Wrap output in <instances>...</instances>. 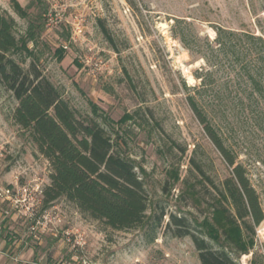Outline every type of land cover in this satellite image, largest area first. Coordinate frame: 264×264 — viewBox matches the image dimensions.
Instances as JSON below:
<instances>
[{"label": "rangeland", "instance_id": "1", "mask_svg": "<svg viewBox=\"0 0 264 264\" xmlns=\"http://www.w3.org/2000/svg\"><path fill=\"white\" fill-rule=\"evenodd\" d=\"M132 1L0 0L20 36L31 23L38 29L45 22L14 57L26 68L35 60L80 119L93 118L107 130L149 197L144 223L124 230L88 217L65 197L45 207L50 162L14 122L18 100L0 81V188L35 189L21 211L0 199V264L200 263L191 237L174 236L168 223L172 214L193 227L211 217L232 172L188 102L195 91L186 85L200 84L197 73L214 68L205 52L218 67L214 89L204 96L220 97L226 119L217 125L264 211V105L251 104L234 79L237 56L215 42L218 27L264 36V0ZM20 7H27L25 15ZM177 19V30L199 43L201 53L175 34ZM255 230V248L240 258L243 264H264V220Z\"/></svg>", "mask_w": 264, "mask_h": 264}, {"label": "trees", "instance_id": "2", "mask_svg": "<svg viewBox=\"0 0 264 264\" xmlns=\"http://www.w3.org/2000/svg\"><path fill=\"white\" fill-rule=\"evenodd\" d=\"M26 12L27 7L19 8L21 15ZM181 22L177 19L175 34L185 47L201 53L199 43L177 30ZM17 26L12 14L0 10V81L18 100L13 112L14 122L50 162L51 182L43 191L44 206L65 197L82 213L113 229L141 225L147 218L149 197L134 163L117 151L111 136L98 121L83 120L76 115L35 60L26 68L14 57L16 52L27 49L29 41L35 40L45 22L40 23L38 29L31 23L27 35L21 36ZM216 31L218 50L231 48L241 63L235 82L244 85L243 91L251 104L264 105V36L223 27ZM209 47L215 51L208 43ZM202 57L214 68L197 73L200 84H185L187 89L195 91L188 95V102L231 165L232 172L223 182L221 199L213 206L211 217L193 227L187 217L172 214L168 227L174 236L191 237L199 264H243L240 258L255 248V228L264 220V211L247 169L237 161V155L228 147L217 125L226 119L220 97L208 100L204 96L214 89L212 77L218 62L206 52ZM161 220L162 216L159 223Z\"/></svg>", "mask_w": 264, "mask_h": 264}, {"label": "built area", "instance_id": "3", "mask_svg": "<svg viewBox=\"0 0 264 264\" xmlns=\"http://www.w3.org/2000/svg\"><path fill=\"white\" fill-rule=\"evenodd\" d=\"M35 189H32L29 185L22 187H17L14 185H8L6 187L0 188V199L3 201H8L10 204L14 205L18 210L21 211L22 203H30L35 199L34 194ZM43 192V191H41ZM30 211V215L34 214V208L30 209V206H27Z\"/></svg>", "mask_w": 264, "mask_h": 264}, {"label": "bare ground", "instance_id": "4", "mask_svg": "<svg viewBox=\"0 0 264 264\" xmlns=\"http://www.w3.org/2000/svg\"><path fill=\"white\" fill-rule=\"evenodd\" d=\"M190 79H193V76L190 75Z\"/></svg>", "mask_w": 264, "mask_h": 264}]
</instances>
